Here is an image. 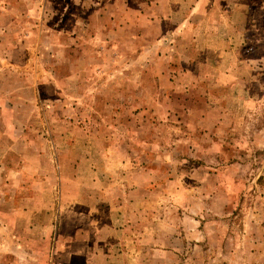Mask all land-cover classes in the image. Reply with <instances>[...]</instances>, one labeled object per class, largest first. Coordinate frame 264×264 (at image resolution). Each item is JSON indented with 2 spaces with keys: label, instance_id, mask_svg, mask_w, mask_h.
I'll return each instance as SVG.
<instances>
[{
  "label": "rangeland",
  "instance_id": "rangeland-1",
  "mask_svg": "<svg viewBox=\"0 0 264 264\" xmlns=\"http://www.w3.org/2000/svg\"><path fill=\"white\" fill-rule=\"evenodd\" d=\"M198 1L0 0V264H264V0Z\"/></svg>",
  "mask_w": 264,
  "mask_h": 264
},
{
  "label": "crops",
  "instance_id": "crops-1",
  "mask_svg": "<svg viewBox=\"0 0 264 264\" xmlns=\"http://www.w3.org/2000/svg\"><path fill=\"white\" fill-rule=\"evenodd\" d=\"M207 7L209 9L206 11ZM197 9L202 14H209L208 17L203 19L207 30L205 34L212 37L211 43H216V39H218L216 30L219 31L221 23H229V26L232 24V14L234 12L232 0H199ZM214 24H219V28L215 27Z\"/></svg>",
  "mask_w": 264,
  "mask_h": 264
}]
</instances>
